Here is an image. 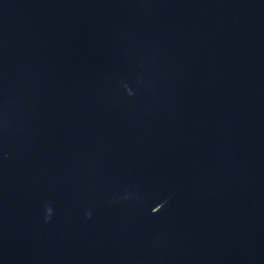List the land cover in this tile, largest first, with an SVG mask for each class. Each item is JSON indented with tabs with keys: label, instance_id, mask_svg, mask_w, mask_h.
<instances>
[{
	"label": "water",
	"instance_id": "1",
	"mask_svg": "<svg viewBox=\"0 0 264 264\" xmlns=\"http://www.w3.org/2000/svg\"><path fill=\"white\" fill-rule=\"evenodd\" d=\"M0 264H264V0H0Z\"/></svg>",
	"mask_w": 264,
	"mask_h": 264
}]
</instances>
